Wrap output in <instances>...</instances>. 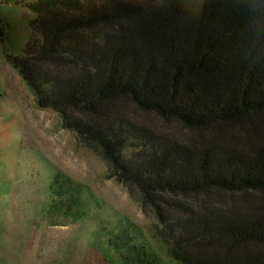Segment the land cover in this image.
Masks as SVG:
<instances>
[{"label": "trees", "instance_id": "obj_1", "mask_svg": "<svg viewBox=\"0 0 264 264\" xmlns=\"http://www.w3.org/2000/svg\"><path fill=\"white\" fill-rule=\"evenodd\" d=\"M25 4L35 13L31 35L10 61L38 104L58 111L105 158L109 177L155 212L173 257L264 264V212L211 199L264 191V0ZM127 99L208 138L186 143L139 121ZM238 127L246 143H223L242 135ZM122 239L126 264H161Z\"/></svg>", "mask_w": 264, "mask_h": 264}, {"label": "rangeland", "instance_id": "obj_2", "mask_svg": "<svg viewBox=\"0 0 264 264\" xmlns=\"http://www.w3.org/2000/svg\"><path fill=\"white\" fill-rule=\"evenodd\" d=\"M28 1L0 0V264H126L118 245L128 234L161 264H184L159 235L155 212L109 177L105 158L64 127L58 111L38 104L10 61L9 55L24 53L31 35L35 13ZM125 102L136 119L183 142L208 138L205 130ZM238 129L242 135L226 133L223 143L244 145L247 132ZM211 199L264 212V191Z\"/></svg>", "mask_w": 264, "mask_h": 264}]
</instances>
